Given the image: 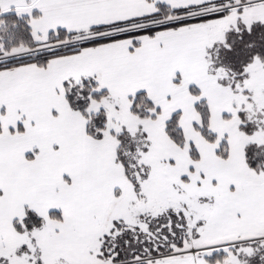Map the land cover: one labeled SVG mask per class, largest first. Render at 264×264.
Returning a JSON list of instances; mask_svg holds the SVG:
<instances>
[{
    "label": "snow or ice",
    "instance_id": "6c2138e0",
    "mask_svg": "<svg viewBox=\"0 0 264 264\" xmlns=\"http://www.w3.org/2000/svg\"><path fill=\"white\" fill-rule=\"evenodd\" d=\"M0 264H264V0H0Z\"/></svg>",
    "mask_w": 264,
    "mask_h": 264
}]
</instances>
